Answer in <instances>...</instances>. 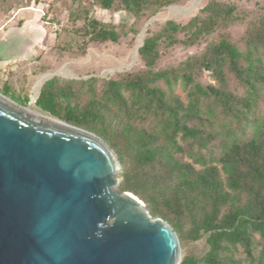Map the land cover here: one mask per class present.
Segmentation results:
<instances>
[{
	"label": "trees",
	"instance_id": "1",
	"mask_svg": "<svg viewBox=\"0 0 264 264\" xmlns=\"http://www.w3.org/2000/svg\"><path fill=\"white\" fill-rule=\"evenodd\" d=\"M184 1L93 0L91 7L127 12L140 26L127 30L76 11L70 20L81 23L74 30L77 53L136 37L143 24ZM249 16L236 4L208 0L186 23L147 27L136 49L140 68L116 74L100 92L95 78L55 77L34 99L51 118L106 142L121 165L119 192L165 220L181 245L207 238L204 257L180 264H264V118L257 115L264 103V14ZM237 25L243 32L235 39ZM201 45V53L178 66L160 67L172 49ZM204 73L215 84L203 85ZM178 84L185 101L175 92ZM2 94L23 107L29 102L16 101L8 83Z\"/></svg>",
	"mask_w": 264,
	"mask_h": 264
},
{
	"label": "water",
	"instance_id": "2",
	"mask_svg": "<svg viewBox=\"0 0 264 264\" xmlns=\"http://www.w3.org/2000/svg\"><path fill=\"white\" fill-rule=\"evenodd\" d=\"M120 171L98 136L0 94V264H180L177 234L119 192Z\"/></svg>",
	"mask_w": 264,
	"mask_h": 264
},
{
	"label": "rangeland",
	"instance_id": "3",
	"mask_svg": "<svg viewBox=\"0 0 264 264\" xmlns=\"http://www.w3.org/2000/svg\"><path fill=\"white\" fill-rule=\"evenodd\" d=\"M207 1L186 0L181 5L170 6L143 24L138 36L134 37L129 33L119 44L92 45L87 54L81 56L77 53L81 41L74 32L81 23L73 24L70 20L71 14L76 11L89 10L90 16L98 21L124 26L127 30L139 28L140 25L136 26L135 19L127 12H111L91 7L93 0H0V94L4 84L8 83L12 88L11 96L16 101L28 98V104L30 101L34 103L42 85L55 77L61 81H88L95 78L98 80L96 90L100 92L103 83L116 74L140 68L136 49L144 38L147 27L156 30L170 20L186 23ZM222 1L236 4L250 15V19L264 14V0ZM231 31L237 39L242 34L243 27L237 25ZM203 49L204 45L174 48L164 56L160 67L178 66ZM42 71L46 73L41 74ZM200 82L203 85L215 84L208 73L202 75ZM237 91L239 94L244 93L240 87ZM175 92L186 100L187 93L182 84L177 85ZM257 115L264 118L262 102L259 103ZM238 137L245 140L246 135L238 132ZM119 180L121 183L120 178ZM208 250L207 238L204 237L197 242L181 245V257L182 260L186 257L201 259ZM237 258L244 260L242 252L237 254Z\"/></svg>",
	"mask_w": 264,
	"mask_h": 264
},
{
	"label": "crops",
	"instance_id": "4",
	"mask_svg": "<svg viewBox=\"0 0 264 264\" xmlns=\"http://www.w3.org/2000/svg\"><path fill=\"white\" fill-rule=\"evenodd\" d=\"M6 62H7V58H6V59L4 60V62H3V63H4V65L6 64ZM1 64H2V63H1ZM2 65H3V64H2ZM0 69H1V68H0Z\"/></svg>",
	"mask_w": 264,
	"mask_h": 264
},
{
	"label": "bare ground",
	"instance_id": "5",
	"mask_svg": "<svg viewBox=\"0 0 264 264\" xmlns=\"http://www.w3.org/2000/svg\"><path fill=\"white\" fill-rule=\"evenodd\" d=\"M31 104H32V105H34V103H33V102H31Z\"/></svg>",
	"mask_w": 264,
	"mask_h": 264
}]
</instances>
